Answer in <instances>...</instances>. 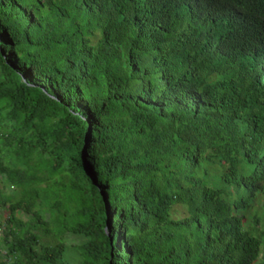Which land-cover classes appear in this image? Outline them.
Returning a JSON list of instances; mask_svg holds the SVG:
<instances>
[{
    "label": "trees",
    "instance_id": "trees-1",
    "mask_svg": "<svg viewBox=\"0 0 264 264\" xmlns=\"http://www.w3.org/2000/svg\"><path fill=\"white\" fill-rule=\"evenodd\" d=\"M2 177L12 264H264V0H0Z\"/></svg>",
    "mask_w": 264,
    "mask_h": 264
},
{
    "label": "rangeland",
    "instance_id": "rangeland-1",
    "mask_svg": "<svg viewBox=\"0 0 264 264\" xmlns=\"http://www.w3.org/2000/svg\"><path fill=\"white\" fill-rule=\"evenodd\" d=\"M214 184L219 187L223 186V183L220 178H216V183ZM33 185L34 186H44L46 185V183L37 182V183H34ZM0 188L3 190L4 195L9 194L11 196V200L15 201L14 196L18 195V190H19L17 186L13 185L12 183L8 182L4 177H2L0 181ZM232 196H234V194H232ZM245 196L248 197V194H246ZM34 203H36V207H34L35 209L38 208L44 211L43 213L44 219H46L49 222L48 228L52 229V232L50 234L44 235L39 230H30L31 225L35 223L33 216L32 214H27L23 211H19L16 215H17V218H19L17 220L20 221L21 224H23L24 226H18L15 222L9 223V225L15 228L16 233L21 236H24V238L27 235V240H30V241L33 240L34 233L36 232L37 234L41 235L42 242H45V243L47 241L50 243H57L60 241L65 242V244L71 247L67 248L63 259L66 260V259L71 258L73 262H69V263L77 264L79 260V254H78V251L75 249V247H72V246L80 244L84 240V237L81 235L67 233V232L60 234V232L57 231V228L53 225V220L51 219V215L47 211H45L46 210L45 204L40 203L38 200H36V202ZM9 205H10V202H8L7 205L5 206H0V262L6 260L8 257V261H10V263L12 264L14 263V260H15L14 256L5 255L6 249L8 247V242L5 239V230H6V225H7L6 219L9 216V209H8ZM241 213H245V211L241 210L239 214ZM184 215H186L185 207L179 204L176 205L174 216L183 217ZM254 215L260 218V221L257 224V228L259 229V231H264V209H263L262 201L260 198L253 200L251 202V206L246 211V216L248 217V220L250 219L249 221L247 220V224L249 226L253 224L252 218L254 217ZM29 230L31 231L30 233H28ZM10 239H13L12 234L10 236Z\"/></svg>",
    "mask_w": 264,
    "mask_h": 264
},
{
    "label": "water",
    "instance_id": "water-1",
    "mask_svg": "<svg viewBox=\"0 0 264 264\" xmlns=\"http://www.w3.org/2000/svg\"><path fill=\"white\" fill-rule=\"evenodd\" d=\"M105 202H106V206H107V208H109V205H108V199H105Z\"/></svg>",
    "mask_w": 264,
    "mask_h": 264
},
{
    "label": "built area",
    "instance_id": "built-area-1",
    "mask_svg": "<svg viewBox=\"0 0 264 264\" xmlns=\"http://www.w3.org/2000/svg\"><path fill=\"white\" fill-rule=\"evenodd\" d=\"M8 264H11V263H10V261H9V263H8Z\"/></svg>",
    "mask_w": 264,
    "mask_h": 264
}]
</instances>
